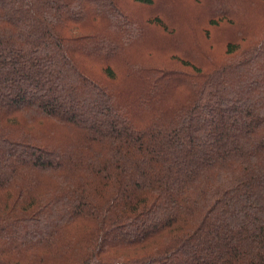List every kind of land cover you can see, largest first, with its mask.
Masks as SVG:
<instances>
[{"label":"trees","instance_id":"16d2710c","mask_svg":"<svg viewBox=\"0 0 264 264\" xmlns=\"http://www.w3.org/2000/svg\"><path fill=\"white\" fill-rule=\"evenodd\" d=\"M174 1L0 0V264H264V0Z\"/></svg>","mask_w":264,"mask_h":264},{"label":"rangeland","instance_id":"374dc122","mask_svg":"<svg viewBox=\"0 0 264 264\" xmlns=\"http://www.w3.org/2000/svg\"><path fill=\"white\" fill-rule=\"evenodd\" d=\"M103 1V0H102ZM188 4H192L191 2H188L187 0H175L172 2V9H169L168 13L173 14L175 13L177 15V21H185V20H193L196 18L195 12L196 9L190 7H187ZM147 13H152V10H148ZM193 18V19H192ZM205 19L201 20L200 23H204ZM259 23V22H258ZM197 35V34H196ZM196 38L199 41L200 47L205 50L207 49L206 46L211 48V52L214 56H217V58L223 56L226 51V45H225V32L221 30L220 28H213L211 29V38L210 41H207L203 34L201 32H198V35ZM208 39V38H207ZM150 48H148V45H142L140 48H138V55L139 54H145L150 52Z\"/></svg>","mask_w":264,"mask_h":264}]
</instances>
